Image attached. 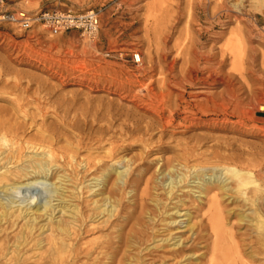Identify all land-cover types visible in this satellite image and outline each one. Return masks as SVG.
I'll list each match as a JSON object with an SVG mask.
<instances>
[{
	"label": "rangeland",
	"instance_id": "374dc122",
	"mask_svg": "<svg viewBox=\"0 0 264 264\" xmlns=\"http://www.w3.org/2000/svg\"><path fill=\"white\" fill-rule=\"evenodd\" d=\"M19 6L101 13L95 42L76 31L52 35L40 26L28 32L0 27V138H7L4 150L11 158L10 164L0 163V173L5 167L15 173L27 143L51 125L59 123L84 146L73 200L82 216L75 224L74 247L60 264H209L214 192L202 202L189 192L195 185L185 183L168 198L160 173L169 160L183 169L178 157L185 153L189 161L181 162L183 171L235 166L254 172L264 187V0H25ZM136 54L140 64L133 61ZM161 93L170 95L165 116L171 123L165 128L149 110L151 96ZM148 127L153 130L145 131ZM134 128L140 131L132 135ZM92 136L108 141L99 147ZM113 142L134 144L118 158L144 156L149 174L138 184L137 171L128 177L130 185L120 182V206L109 220L96 217L92 201L101 197L91 192L95 180L86 161L105 156ZM160 144L166 150L144 154L146 145ZM216 194L228 238L225 264H264V239L255 221V213L264 218V190L247 191L251 201L234 192ZM176 207L181 216L174 215ZM168 212L176 224L169 223ZM187 212L194 233L186 227ZM23 224L21 219L15 226L2 223L0 264L45 263L41 255L47 247L39 251L30 242L15 248ZM178 239L182 244L174 247Z\"/></svg>",
	"mask_w": 264,
	"mask_h": 264
},
{
	"label": "bare ground",
	"instance_id": "6f19581e",
	"mask_svg": "<svg viewBox=\"0 0 264 264\" xmlns=\"http://www.w3.org/2000/svg\"><path fill=\"white\" fill-rule=\"evenodd\" d=\"M169 97V94L161 93L160 95L154 94L150 98L149 110L153 113L154 118L161 122L163 128L171 123L166 121L165 116ZM238 105L240 104L237 103V109L239 108ZM225 111L227 110L225 109ZM44 115H46L45 112ZM184 121L187 122V119L185 118ZM74 127L76 126L74 125ZM64 128L62 126L59 127L58 123V126L51 125L46 131H40V139L27 143V152L25 155H21L23 158L25 157L24 162L22 160L23 165L17 167L15 173L7 167H5L6 170L3 168V172L0 173V227L3 222L11 221L12 225L15 226L18 220L24 221L20 233L16 236L15 248L18 250L21 246L28 245L30 242H34V248L39 251H43L47 247L41 255L45 256L44 259L46 258L44 264H60L65 256L72 251L73 243L76 241L73 238L75 224L78 222V217L82 216L80 205L73 203V200L77 197L75 189L79 186V183H76L78 182L79 174L76 169L84 163V161L78 162V156L84 146L78 137L73 141L74 136L72 133H69ZM135 128L130 130L132 135L140 131L138 129L135 130ZM151 130L153 128L148 127L145 131L150 132ZM105 133H108V130H105ZM62 135L67 136L66 139L59 140L57 136ZM92 139L93 142L99 144V147L108 141L102 138L95 139L93 136ZM7 147H9L8 140L5 136H2L0 138V163L4 160L7 161L3 162V166L11 163V158L6 155L7 151L4 150ZM135 148L132 143L123 147H116L113 142L105 156L92 155V163L89 160L86 161V170L92 169V176L94 177L92 180H95V185L92 187L91 192H94V196L101 197V199H92L94 211L98 212L96 217L103 215L110 220L116 216L118 206H120V201L116 200V188H122L119 185L120 182H123L125 187L130 185L132 182L128 181V177L137 171L139 172V177L134 182L136 181L138 184L139 181H142L149 174V169L145 168L147 164L144 156L139 159L125 156L118 158L120 151L127 152ZM166 148L161 144L156 146V148L146 145L144 154L148 157L155 152L164 151ZM185 156L186 154L184 153L182 158L178 157L180 158L178 165L183 169L186 165L181 162L189 161ZM105 159H110V162L115 161L118 164H123V166L110 165L109 161H105ZM138 161L140 163L136 164ZM173 162L169 160L167 162V172L163 171L160 173L165 178L162 185L168 198H172L176 190L185 183L195 185L193 188H196L197 191L192 188L189 192L194 195L198 193L196 199L198 198L200 201L203 200V197H207L214 192L210 199V206L214 211V215L210 218V225L215 240L209 264L230 262L228 251L225 249L226 244H228V238L224 232L225 230L223 231L221 203L216 191L225 192L226 194L234 192L244 201H251L250 197L247 196V191L258 193L262 192L264 187L260 184L254 172L239 169L235 166H195L193 168L187 167L188 171H183V169H178ZM113 176L115 179L112 181ZM72 182L75 187L68 185ZM80 184L83 185L84 182H80ZM95 188H98V190H95ZM252 201L257 203V199ZM179 203L184 204V201L179 200ZM174 210H176L174 215L181 216L179 208L176 207ZM166 214L170 219L169 223L171 225L177 223L176 218L172 214L169 212ZM255 214L257 215L255 221H257L258 234L264 239V218L260 217L258 213ZM183 216L187 217L186 227L189 232L194 233L196 226L191 222V214L187 212ZM241 217L248 219V216L244 214ZM45 234H47L46 238H43ZM164 241H169V239ZM181 244V239H178L172 245L179 247Z\"/></svg>",
	"mask_w": 264,
	"mask_h": 264
},
{
	"label": "built area",
	"instance_id": "2783aa9c",
	"mask_svg": "<svg viewBox=\"0 0 264 264\" xmlns=\"http://www.w3.org/2000/svg\"><path fill=\"white\" fill-rule=\"evenodd\" d=\"M25 0H0V27L9 26L19 32H28L40 26L52 35H60L72 31L89 42H95L101 29V13L95 9L78 12L73 7L65 10L41 9L29 11L19 6ZM67 1L70 0H59ZM136 64L142 59L140 54L133 57Z\"/></svg>",
	"mask_w": 264,
	"mask_h": 264
}]
</instances>
